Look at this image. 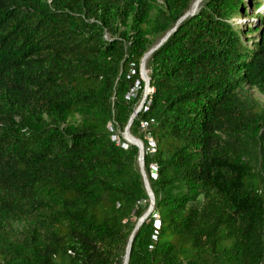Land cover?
Listing matches in <instances>:
<instances>
[{"label":"trees","instance_id":"1","mask_svg":"<svg viewBox=\"0 0 264 264\" xmlns=\"http://www.w3.org/2000/svg\"><path fill=\"white\" fill-rule=\"evenodd\" d=\"M194 1L0 0V264H123L174 27L127 264H264V0Z\"/></svg>","mask_w":264,"mask_h":264},{"label":"water","instance_id":"2","mask_svg":"<svg viewBox=\"0 0 264 264\" xmlns=\"http://www.w3.org/2000/svg\"><path fill=\"white\" fill-rule=\"evenodd\" d=\"M196 8L195 9H191L188 10L176 23V25L181 21L183 20L185 17H187L188 15H191L195 12ZM175 29L172 28L170 31H168L161 39L160 41L153 47L151 48L147 53H145V55L143 56V58L141 59V63H140V74H141V77L142 79L145 81V92L143 94V97L139 103V105L136 107L135 111L131 114L130 116V119L128 121V124L123 132V137L124 139H126L129 143H132L134 145H136L138 148H139V158H138V163H139V168H140V171H141V174H142V177H143V181H144V185L147 189V192H148V195H149V199H150V204H149V207L147 209V211L142 215V217H140V219L138 220L130 238H129V242L127 244V247H126V253H125V257H124V262L123 264H127L128 262V257H129V252H130V246H131V242L133 240V237H134V234L136 232V230L138 229V227L142 224V222L145 220V218L151 213V211L153 210V207H154V196H153V193L150 189V186H149V183H148V180H147V177H146V174H145V171H144V164H143V156H144V153H143V144L142 142L134 137L131 133H130V130H129V127L134 119V117L138 114V112L140 111V109L142 108V106L144 105V102H145V99L147 98V95H148V90L146 89L147 87L149 88V78H148V75H147V71H146V67H145V64H146V59L147 57L150 55L151 52H153L156 48H158L165 40L166 38L170 35V33ZM126 135H129L131 136V138L133 140H128Z\"/></svg>","mask_w":264,"mask_h":264},{"label":"rangeland","instance_id":"3","mask_svg":"<svg viewBox=\"0 0 264 264\" xmlns=\"http://www.w3.org/2000/svg\"><path fill=\"white\" fill-rule=\"evenodd\" d=\"M263 8H264V3L259 10H263ZM147 39L152 40L151 37H148ZM146 71L148 73L147 69H146ZM146 89L148 90V87ZM148 91H150V90H148ZM144 92H145V88H144ZM144 92H143V94H144ZM249 95L251 96V98L254 100L255 104L259 108L264 109V92L263 91H259V90L254 89V88H249ZM138 105H139V103L136 106H138ZM79 119H80V115L79 114L75 115L74 117L70 118V124L78 122ZM112 137H113V139H114V137L117 138V134L113 133ZM26 230H27L26 223H24V222H13L11 225V228L9 229V231H7L10 233H8V235H6L2 238V243L9 244L12 242H16L18 237H21L22 235L25 234Z\"/></svg>","mask_w":264,"mask_h":264},{"label":"built area","instance_id":"4","mask_svg":"<svg viewBox=\"0 0 264 264\" xmlns=\"http://www.w3.org/2000/svg\"><path fill=\"white\" fill-rule=\"evenodd\" d=\"M137 88H138V87H137L136 85L133 86V87L130 89V91L126 94L125 98H126V99H130V97H131L132 95L135 94ZM148 90H150V89L148 88ZM147 125H148V123H147L146 121H141V123H140V126H141L142 129L146 128ZM111 126H112V124H111V123H108V127H111ZM114 139H116V143H117V144L120 143V141H119L118 138H115V137H114ZM149 139H150V138H149ZM151 145L154 146V143H151ZM122 146H123V147H126L127 145H126L125 143H122ZM158 224H159V221H158V218H157V219H156V226H158ZM152 240H153V241L157 240V235H156V233L152 234ZM153 246H154V244H150V245H149V248L152 249Z\"/></svg>","mask_w":264,"mask_h":264},{"label":"bare ground","instance_id":"5","mask_svg":"<svg viewBox=\"0 0 264 264\" xmlns=\"http://www.w3.org/2000/svg\"><path fill=\"white\" fill-rule=\"evenodd\" d=\"M200 1H201V0H195L194 3H193L192 6H191V9H192V10L195 9V8L197 9V7H198ZM126 137H127L128 140H133V139L131 138V136H129V135H126Z\"/></svg>","mask_w":264,"mask_h":264}]
</instances>
